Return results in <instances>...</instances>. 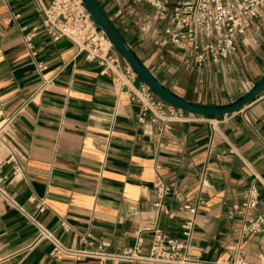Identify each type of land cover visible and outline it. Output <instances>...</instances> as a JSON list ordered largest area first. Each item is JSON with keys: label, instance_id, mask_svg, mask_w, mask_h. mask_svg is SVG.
Segmentation results:
<instances>
[{"label": "crops", "instance_id": "1", "mask_svg": "<svg viewBox=\"0 0 264 264\" xmlns=\"http://www.w3.org/2000/svg\"><path fill=\"white\" fill-rule=\"evenodd\" d=\"M50 0H0V264H132L107 258L51 256L34 218L66 248L148 254L156 224L181 237L188 214L168 196V218L154 203L157 175L197 206L192 254L212 264H264V228L242 237L246 215L264 212V90L239 111L203 117L185 112L170 129L148 117L121 85L67 39L39 31L35 55L23 37L42 25L40 5ZM119 35L155 78L188 102H232L264 74V24L236 41L231 59L198 67L172 46H161L163 23L130 0L98 1ZM151 21V22H150ZM120 64H128L118 53ZM41 63V68L37 64ZM22 112L1 131L8 118ZM9 148L16 162H7ZM158 166V169H157ZM207 186L200 193V176ZM254 186V210L241 207ZM201 195L202 202L196 197ZM39 199L45 208L39 211ZM10 201H13L11 203Z\"/></svg>", "mask_w": 264, "mask_h": 264}, {"label": "built area", "instance_id": "2", "mask_svg": "<svg viewBox=\"0 0 264 264\" xmlns=\"http://www.w3.org/2000/svg\"><path fill=\"white\" fill-rule=\"evenodd\" d=\"M96 1L113 3L116 0ZM130 3L149 6L152 10L150 20L155 24H164L158 43L181 50L198 67L233 58L237 39L251 31L255 20L264 24V0H130ZM40 9L43 14L42 25L34 27L23 37V43L32 55L36 54L33 39L39 31L44 32L52 41L67 39L87 61H96L102 67V73L114 72L121 76V85L126 88L130 99L139 106L141 120L148 117L152 123H159L162 131L170 129L174 123L186 120V111L165 103L150 91L129 66H121L117 50L105 33L94 26L81 0H50L47 6L40 5ZM37 67L41 68V63ZM251 87H246L245 92ZM21 112L22 108L8 118L1 131ZM15 158V151L9 148L7 162L15 163ZM200 182L201 193L207 186L204 174L200 176ZM0 193L8 200L1 188ZM154 193L157 201L153 205L159 212L168 218L174 217L173 212L164 205L165 199L172 196L178 204V210L188 216L181 225V237L167 234L156 224L148 226L151 242L146 255L141 253L139 246L124 248L117 253L105 252L107 244H103L98 250L66 248L39 222L29 218L38 230V239L50 242L51 256L72 254L77 258H107L114 263L132 264H212L198 260L192 254V230L197 206L180 191L166 184L160 175L155 178ZM200 193L196 197L197 203L202 202ZM258 201V190L250 186L242 192L240 205L249 212L257 207ZM10 202L14 204L13 201ZM44 208V200L39 199V211L42 212ZM263 228L264 212H261L253 217L246 215L239 231L242 237H248L261 233ZM234 264L249 263L239 257Z\"/></svg>", "mask_w": 264, "mask_h": 264}, {"label": "water", "instance_id": "3", "mask_svg": "<svg viewBox=\"0 0 264 264\" xmlns=\"http://www.w3.org/2000/svg\"><path fill=\"white\" fill-rule=\"evenodd\" d=\"M81 4L94 26L105 33L111 45L114 46L117 52L126 61L130 69L153 94L168 105L203 117L229 115L242 109L264 90L263 74L248 91L232 102L212 107L188 102L172 92L153 76L146 65L139 60L132 48L119 35L96 0H81Z\"/></svg>", "mask_w": 264, "mask_h": 264}]
</instances>
